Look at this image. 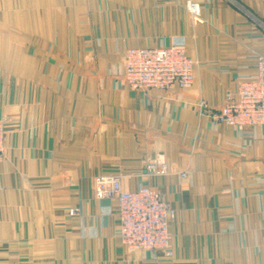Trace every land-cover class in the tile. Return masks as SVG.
<instances>
[{"label": "crops", "instance_id": "0c3cea01", "mask_svg": "<svg viewBox=\"0 0 264 264\" xmlns=\"http://www.w3.org/2000/svg\"><path fill=\"white\" fill-rule=\"evenodd\" d=\"M187 1L0 0V264H264V126L198 110L256 78L264 0H193L203 23ZM179 42L191 88L128 87L129 48ZM158 157L166 172L148 175ZM101 175L162 192L172 258L123 244Z\"/></svg>", "mask_w": 264, "mask_h": 264}, {"label": "built area", "instance_id": "2783aa9c", "mask_svg": "<svg viewBox=\"0 0 264 264\" xmlns=\"http://www.w3.org/2000/svg\"><path fill=\"white\" fill-rule=\"evenodd\" d=\"M186 6L194 23H203L200 4L188 0ZM260 25L264 27L263 23ZM197 65L182 42L166 47H132L126 52L123 77L135 91L167 90L175 86L189 89L195 82ZM198 110L201 116L227 126H264V56L257 58L256 78L241 82L235 93H228L226 104L219 111L210 112L208 102L203 99ZM5 135V122L0 121V163L5 155ZM165 172L159 157L147 167L148 175ZM95 195L98 199L117 202L120 237L128 249L147 251L153 262L174 256L170 225L176 210L160 190L143 186L126 191L119 176L101 175L95 179ZM73 212L78 214L80 210Z\"/></svg>", "mask_w": 264, "mask_h": 264}]
</instances>
